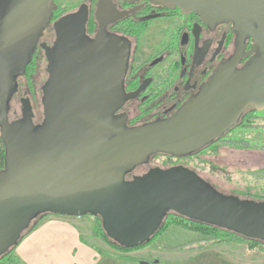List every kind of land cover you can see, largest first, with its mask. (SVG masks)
I'll use <instances>...</instances> for the list:
<instances>
[{"label":"water","instance_id":"95a60500","mask_svg":"<svg viewBox=\"0 0 264 264\" xmlns=\"http://www.w3.org/2000/svg\"><path fill=\"white\" fill-rule=\"evenodd\" d=\"M152 1L194 11L209 23L233 21L258 41L260 55L235 70L238 51L200 100L170 119L126 129L113 112L126 97L128 44L103 31L88 38L85 4L54 23L55 46L45 47L49 76L43 122H33L28 99L22 101L23 118L9 121L17 77L25 74L56 5L55 0H0V127L6 145L0 257L47 211L100 216L107 235L122 246L149 241L168 212L264 242V201L220 193L183 167L153 168L125 179L153 153L187 155L232 127L249 105L264 109V0Z\"/></svg>","mask_w":264,"mask_h":264},{"label":"flooded vegetation","instance_id":"af4514ba","mask_svg":"<svg viewBox=\"0 0 264 264\" xmlns=\"http://www.w3.org/2000/svg\"><path fill=\"white\" fill-rule=\"evenodd\" d=\"M83 4L88 7V38L94 39L99 31H103L106 35L120 37L128 44V63L123 80L126 97L113 112V118L123 120L126 129L170 119L189 102L200 100L203 89L238 51L240 58L235 70L244 69L260 55L258 41L251 33L236 29L233 21L205 22L194 11L186 12L152 0H81L76 9L64 12L59 0H55L51 24L43 30L25 74L17 77V89L9 97L10 122L23 118L24 99H28L32 106L33 122L36 125L43 122V88L49 76L45 47L55 46L57 32L54 23L63 15L76 12ZM38 76L39 90L36 94L33 91L35 77ZM263 112L264 109L249 105L239 120L213 141L187 155L153 153L146 162L127 172L125 179L130 181L153 168L166 170L175 167L192 170L200 177V172L186 162L199 159L200 155L220 145H236L231 141L225 142L236 129H264ZM240 146L249 148L248 143ZM5 155L6 145L0 127V170L5 167ZM156 157L166 158L169 162L151 166Z\"/></svg>","mask_w":264,"mask_h":264},{"label":"rangeland","instance_id":"374dc122","mask_svg":"<svg viewBox=\"0 0 264 264\" xmlns=\"http://www.w3.org/2000/svg\"><path fill=\"white\" fill-rule=\"evenodd\" d=\"M81 0H59L61 11L76 9ZM24 81V79H22ZM40 77H35L33 93L39 90ZM37 90V91H36ZM40 109V106H38ZM37 110V106H35ZM41 110V109H40ZM264 113V112H263ZM233 142L232 147L220 145L209 150L200 158L189 159L186 163L200 172V177L212 185L218 192L225 195H237L242 199L264 200V129L262 130H235L225 139ZM249 148L241 147L240 144ZM226 144V143H225ZM235 145V146H234ZM169 162L163 157L153 159L151 166ZM146 170H141L143 172ZM207 179H205V178ZM208 237L202 233L180 224H171L158 233L146 246L139 250L137 261L146 259L159 261L171 260L179 257H188V251H200L204 248ZM248 244L253 264H264V244L251 246L249 241H240ZM214 246V245H211ZM187 249V250H186ZM140 258V260H138ZM143 259V260H141ZM147 261V260H146ZM0 264H12L5 258Z\"/></svg>","mask_w":264,"mask_h":264},{"label":"crops","instance_id":"0c3cea01","mask_svg":"<svg viewBox=\"0 0 264 264\" xmlns=\"http://www.w3.org/2000/svg\"><path fill=\"white\" fill-rule=\"evenodd\" d=\"M95 226L96 218L90 214L47 215L21 240L15 254L20 264H140L139 250L126 252L114 248L96 234ZM187 251L188 257L146 260L149 264H253L251 250L244 242Z\"/></svg>","mask_w":264,"mask_h":264},{"label":"trees","instance_id":"16d2710c","mask_svg":"<svg viewBox=\"0 0 264 264\" xmlns=\"http://www.w3.org/2000/svg\"><path fill=\"white\" fill-rule=\"evenodd\" d=\"M50 214H55V213L47 211V212L41 213L35 219H33L31 224L29 225V227L22 233L18 242L16 244H14L13 246H11L8 249V251L0 257V260L7 258L10 261V263H12V264H20V261L18 260L16 254H15L16 247L18 246V244L21 242V240L26 235H28L29 233L34 231L35 228L41 223V221L47 215H50ZM95 218H96V226H95L96 234L98 236H100L101 238H103L105 241H107L109 244H111L114 248L122 250V251H131V250L146 246L149 242H151V240L158 233L165 230L171 224L184 225L188 228H191L193 230H196V231L202 233L203 235L208 237V240H207L208 243H206V244H208L209 246L217 245V244H221V243H226V242H240V241H249L251 243L252 247L255 245L262 244V243L264 244V242L261 240L246 238L243 235L235 233L231 230L221 228V227H218V226L206 223V222L192 220V219L183 217L179 214H176L174 212H168L166 214L162 224L160 225L159 229L157 230V232L152 236V238L149 241L142 243V244H139L138 246H135V247L122 246L120 243L115 242L113 239H111L107 235V233L105 232V230L103 228L101 217L95 216ZM204 247H205V245L200 246V248H204Z\"/></svg>","mask_w":264,"mask_h":264}]
</instances>
